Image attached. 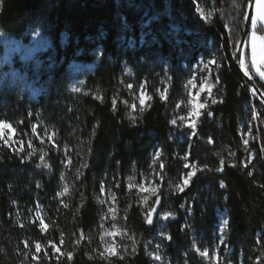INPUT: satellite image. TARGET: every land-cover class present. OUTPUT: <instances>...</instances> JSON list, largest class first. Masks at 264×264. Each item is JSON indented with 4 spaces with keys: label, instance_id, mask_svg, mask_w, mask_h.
Instances as JSON below:
<instances>
[{
    "label": "trees",
    "instance_id": "trees-1",
    "mask_svg": "<svg viewBox=\"0 0 264 264\" xmlns=\"http://www.w3.org/2000/svg\"><path fill=\"white\" fill-rule=\"evenodd\" d=\"M197 1L0 0V30L25 40L42 31L51 42L36 58L15 56L0 70V121L19 139L0 140V264H159L154 253L166 264H213L197 248L233 264H264V103L234 63L247 0H207L211 22L196 13ZM244 54L264 92L249 44ZM212 58L213 115L202 111L191 138L192 129L170 121L188 113V81L195 73L204 79L199 67ZM141 85L153 97L143 112ZM164 89L166 100L157 92ZM248 118L253 137L245 146ZM53 132L57 147L48 140ZM186 163L197 171L179 191ZM149 183L163 197L158 217L172 213L150 227L155 197L138 187ZM64 186L69 192L58 195ZM219 211L228 217L229 253ZM113 224L128 235H106ZM110 239L118 255L100 259Z\"/></svg>",
    "mask_w": 264,
    "mask_h": 264
},
{
    "label": "snow or ice",
    "instance_id": "snow-or-ice-1",
    "mask_svg": "<svg viewBox=\"0 0 264 264\" xmlns=\"http://www.w3.org/2000/svg\"><path fill=\"white\" fill-rule=\"evenodd\" d=\"M247 6L248 7H254V9H255L254 14L245 15L244 16V19L249 22L250 27H251V33H250L249 40H248V43H249V45L251 47V58H250L251 59V69H254L255 72L262 79H264V0H247ZM210 15H211L210 13L208 15H205L204 11L201 10V18L202 19H206L207 20V19H209ZM237 59L240 61V65L244 69L245 75L249 76V78H251L250 67H249V64L247 63V55L246 54L240 55V56L237 57ZM210 63L211 64H215L216 62L215 61H211ZM204 67L207 69L208 65H205ZM195 80H196V77L193 76L191 79H189L188 85H191L193 88H196L197 84L195 83ZM216 82L217 83L219 82V78L218 77L216 78ZM127 87L129 89H131V88H133V85L132 84H128ZM213 87H214V85L210 84L208 82V78L207 77L199 85L200 92L207 91L209 96L211 95ZM140 88H141V91H140V94H139V97H140L139 98V104H140L139 111L143 112L145 110V108L149 106L147 104V101L151 100L153 97L151 95H147V93L143 90L144 89L143 85H141ZM73 90L74 91H80V89H78V88L77 89H73ZM157 92L159 93L160 98L162 100H166L167 99V96H166L167 89H164L163 91L157 90ZM199 95H200V93L197 92L196 96L194 97V100L190 102V103H193L194 106H193V108L191 110L188 111L187 115L180 116V117L172 119L170 121L173 125H176L177 124V119H178L181 122L182 125H186L187 128L192 129L191 135H193V136L196 135V132H195L196 119H198L201 115H203V112H201V109L206 110L208 116H212L213 115V113L211 111L207 110V102H204V103L199 102ZM211 102L212 103H216V100L213 99ZM131 107L135 111L136 108H137V105L135 103H133L131 105ZM134 119H135V117H133V120ZM5 130L8 131V139H5ZM15 131H16V129L10 123H8L6 121H0V140H4L5 144L8 143V140L12 139ZM32 131L36 132V128H33ZM246 135L247 136H251L252 135L251 131L249 130L246 133ZM54 136H55L54 132L49 134L48 135V140L53 142V146L54 147H57V145H55V142H54V139H53ZM243 143H244L245 146H247L248 143H249L248 139H244ZM29 147H31V144H29ZM21 150H23V149H21ZM159 155L160 154L157 152L155 154L156 158H159ZM232 155H235V153H232ZM40 159H41V162L44 164V167H48L47 163L45 162L44 156H41ZM250 162L251 161H248V163H250ZM68 163L70 164L71 161L69 160ZM220 164H221V166H223V164H224L223 159H221ZM184 166H185V168L190 167V165L187 164V163ZM233 166H235V165H233ZM244 166L247 167L248 164L246 163ZM161 167H163V165H161ZM205 167H207V166H205ZM217 170L218 171L222 170V167L217 169ZM193 175H195V171L187 173L186 176L183 178V186L180 185V184H177L176 185V189L179 190V191H183V187L188 185L189 178L191 176H193ZM248 175L251 176L252 173L249 172ZM129 179L131 180V179H133V177H129ZM220 183H221V186L223 187L224 186V182L221 181ZM116 187H119V184H117ZM129 187H132V185H129ZM138 187H140V189L142 191L151 192V195L155 197V201L153 202L154 205L160 203V197L158 195V186H155V187H152V188H146V187H144L143 184H141ZM170 187H171V185H170ZM262 187H264V185H262ZM103 190L104 189L102 188L101 191H103ZM68 192H69V187L68 186H64L63 191L61 193H58V195H64V194H66ZM113 200H115V197H113ZM148 201H149V197L148 196H144L142 198V202L143 203L147 204ZM101 203H104V201H101ZM65 207H67V205H65ZM155 211H156L155 206H152L150 208V211L147 214L146 222L148 224H152L153 223L152 213L155 212ZM109 212L113 213V217L112 218L115 219V215H114L115 209L112 208V207H109ZM170 216H172V213L169 212V213H165L162 218L166 220ZM105 218H107V214H106ZM40 222H41V224H43L44 230H47L48 225L44 224L42 219H41ZM224 223L227 224L228 222L225 221ZM21 227H23V225H21ZM113 229H114V231H109V232H106L105 234L106 235H111V236L120 235V234L128 235V233H127V231L125 229H119V228H117V226L115 224H113ZM83 238H84L83 237V233L81 232L80 233V237L77 239L76 243L79 244L80 240L83 239ZM128 238L129 239H133V237L130 236V235L128 236ZM168 239H171V237H168ZM62 242L63 241H61V243ZM222 242L223 241H221V243ZM35 247H36L37 251H39L41 246L39 244H36ZM53 247H54V245H53ZM55 250L59 251L58 248L55 249ZM125 250H126V247H125ZM197 252H199V254L203 258L211 260L213 262V264H215V262L219 261V257L215 253L211 257H209V250L207 248H205L203 251H200V249L197 248ZM117 255H118V253H117L116 248H115L114 245H107L104 248V251L99 253L100 259L109 260V261H110V257H114V256H117ZM67 257H68V259H72V253H67ZM119 258L123 259L124 257L120 256ZM153 259L160 260L161 256L156 254V255L153 256Z\"/></svg>",
    "mask_w": 264,
    "mask_h": 264
},
{
    "label": "rangeland",
    "instance_id": "rangeland-1",
    "mask_svg": "<svg viewBox=\"0 0 264 264\" xmlns=\"http://www.w3.org/2000/svg\"><path fill=\"white\" fill-rule=\"evenodd\" d=\"M210 3V4H209ZM201 10L204 11L205 15H208L209 13L211 14L209 19H204L205 21L211 22L212 18L215 15V7L213 5V2L211 1H207V0H203L202 2H195V11L196 13L201 17ZM255 12V9H254ZM187 31H190V29H187ZM51 46V42L50 40L42 33V31H36L33 32L30 37L29 40H25L24 38H16V37H12V36H8L6 33H4L2 30H0V70L3 69L4 66L12 64L13 62V58L15 56L19 57L20 59H22L23 61H30L34 58H36V56L43 50L49 48ZM211 61H215L214 58L210 59L209 61H202V65L199 67L198 71H202L204 69V71L206 72V76L204 77V79L207 77L208 78V82L210 84H213L215 86V74L217 73V69H216V63L215 64H211ZM208 65V68L206 69L204 66ZM80 68L79 65L75 66V69L78 70ZM256 76L259 77L260 79H262L256 72H255ZM194 76L196 77L195 83L197 84L196 88H193L191 85H189V91H190V101H189V110H191L193 108V103H190L191 101L194 100V97L196 96V93L199 92V102L204 103L207 102V105L212 103L211 101L214 98V94H213V88H212V92L211 95L209 96V94L207 93V91L204 92H200V88L199 85L201 84V82L204 80L202 78H200V74L199 73H195ZM264 80V79H262ZM199 81H201L199 83ZM145 91V90H144ZM146 92V91H145ZM249 107V106H247ZM249 109V108H248ZM203 111V109H201V112ZM187 115V114H186ZM200 118L201 116L196 119V128H195V132L197 133L198 127L200 125ZM251 131L252 135L251 136H247L246 133L248 131ZM241 134L243 136L244 139H248V141L250 142V140L253 137V123L251 121V119H244L242 124H241ZM194 136L191 135V138H193ZM5 139H8V131L5 130ZM19 139L16 138V131L12 137V139L8 140V144H17L19 141ZM249 144V143H248ZM197 171L196 165L192 164L189 167V172ZM188 172V173H189ZM194 177L191 176L189 178L188 181V185L190 184L192 178ZM187 185V186H188ZM183 186V183H182ZM155 187V185L153 183H149L146 185V188H152ZM186 186L183 187V189ZM159 188V186H158ZM219 215L221 216V225L219 228V236L221 241H223L222 243L225 244V248L227 249L226 251L229 253L231 251V248L228 246L227 244V234H228V228H227V224H225L224 222L227 221L228 222V217L227 214L225 212L219 211ZM163 215L161 214L160 217H158V220H162ZM34 218L36 221H38L41 224V213L35 212L34 214ZM44 223V222H43ZM161 225L160 227L163 226L162 222H159ZM41 226H43V224H41ZM159 233L161 235H164L163 230H159ZM108 245H114L112 239H110L108 241ZM156 247H159V245L157 244ZM116 248V247H115ZM158 255L161 256V254L156 253ZM154 253V255H156ZM216 255L219 257V259L222 260L223 264H233L231 261H229V256L226 254V256L220 257L219 255V251L216 252ZM159 264H166L165 259L163 258V256H161L160 260H156Z\"/></svg>",
    "mask_w": 264,
    "mask_h": 264
},
{
    "label": "water",
    "instance_id": "water-1",
    "mask_svg": "<svg viewBox=\"0 0 264 264\" xmlns=\"http://www.w3.org/2000/svg\"><path fill=\"white\" fill-rule=\"evenodd\" d=\"M252 14H254V7H248L247 15H252ZM250 33H251L250 24H249L248 21L245 20L244 32H243L242 38H241V40H240V42H239V44L237 46L236 52H235L234 63L241 70V72L243 73L245 79L248 81V83L253 88V93L255 95H257L258 98L264 103V92L258 86V84L256 83L255 78L251 75V73H250L251 78H249V76L245 75L244 69L241 67L240 61L237 59L238 56L244 55L245 49L247 48V46L249 44L248 40H249ZM159 197H160V203L156 204V205H153L156 208V211L152 213L153 223L152 224H148L146 222L147 226H149V227L153 226L155 224V222L157 220V217L159 215L160 208H161V205H162V202H163V197L162 196H159Z\"/></svg>",
    "mask_w": 264,
    "mask_h": 264
}]
</instances>
